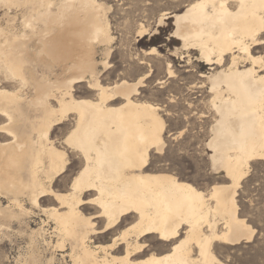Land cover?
<instances>
[{
  "label": "bare ground",
  "instance_id": "bare-ground-1",
  "mask_svg": "<svg viewBox=\"0 0 264 264\" xmlns=\"http://www.w3.org/2000/svg\"><path fill=\"white\" fill-rule=\"evenodd\" d=\"M0 6L24 9L18 33L0 28V195L10 201L0 208L2 219L20 221L29 213L23 201L37 209L44 198L56 203L43 213L54 223L56 246L68 244L75 264H215V243L252 239L236 196L249 163L264 161V0H194L174 18L182 45L220 69L202 75L216 115L207 148L212 170L230 182L208 191L148 169L151 155L165 148V123L158 106L132 99L143 77L99 84L96 51L112 38L97 0ZM39 69L55 79L38 77ZM86 78L94 101L73 96ZM117 99L118 106L108 105ZM70 116L59 150L51 132ZM65 149L76 154L78 170L62 194L54 183L70 165ZM115 231L110 244L94 245L93 237ZM148 239L160 248L152 251Z\"/></svg>",
  "mask_w": 264,
  "mask_h": 264
},
{
  "label": "rangeland",
  "instance_id": "rangeland-1",
  "mask_svg": "<svg viewBox=\"0 0 264 264\" xmlns=\"http://www.w3.org/2000/svg\"><path fill=\"white\" fill-rule=\"evenodd\" d=\"M192 1L97 0L103 7L112 40L97 49L95 59L99 84L134 83L143 77L142 86L132 99L159 108L157 113L165 123L163 138L166 145L161 154L151 155L148 169L152 173L173 174L181 181L208 191L214 185H227L230 181L222 170H212L211 151L207 148L216 115L209 101L212 96L209 82L202 75L208 77L220 69L217 65H206L196 51L185 48L174 35L175 15L184 12L186 5ZM12 8L0 6V28L18 33L24 9ZM162 17L163 22L159 24ZM140 33L144 37H140ZM152 48H155L154 54H146ZM101 62L107 65L104 67ZM42 75L55 79L48 71L39 69L37 76ZM88 81L89 78H86L75 84V99L96 100L97 91L89 89ZM1 87L10 89L6 84H1ZM25 93L32 94V91L29 88ZM121 102L117 99L108 105L118 106ZM2 121L0 119V123ZM73 122L70 116L51 132V139L59 150H62ZM4 139L0 137V142ZM66 152L70 165L54 183L55 191L62 194L78 170L76 154L68 149ZM236 200L240 217L254 230V235L249 242L242 241L234 246L215 243L212 247L217 259L215 264H264V161L249 163ZM22 204L29 213L20 215V221L0 217V264H75L70 258L68 244L64 250L56 246L58 235L54 231V223L43 213L44 209L56 203L44 198L41 209L33 208L27 201ZM8 207L9 199L0 195V208ZM117 231L109 233L104 239L93 237L94 245L110 244L111 236L117 235ZM147 243L153 247L152 251L161 246L149 239Z\"/></svg>",
  "mask_w": 264,
  "mask_h": 264
}]
</instances>
